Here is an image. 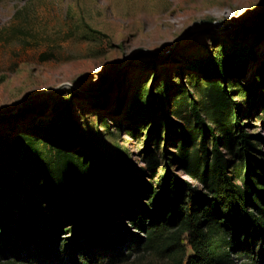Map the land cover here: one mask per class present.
Returning a JSON list of instances; mask_svg holds the SVG:
<instances>
[{"label": "rangeland", "instance_id": "rangeland-1", "mask_svg": "<svg viewBox=\"0 0 264 264\" xmlns=\"http://www.w3.org/2000/svg\"><path fill=\"white\" fill-rule=\"evenodd\" d=\"M210 54L246 61L242 74L219 79L230 105L224 110L211 101L203 75ZM51 96L70 98L72 115L93 146L132 167L135 180L154 187L170 170L206 191L194 105L213 129L206 135L209 157L216 135L229 170L241 165L244 174L236 108L238 121L261 151L252 154L264 158V0H0V144L28 135L44 164L55 163L57 148L44 132L54 121L52 113L24 109ZM148 141L158 162L153 168L144 153ZM65 195L76 196L71 185ZM11 200L0 203L10 209ZM40 201L50 218L43 229L50 233L51 220L59 217L42 195ZM18 206L12 215L16 223L0 221V231L12 240L16 237L4 227L23 225L22 218L32 225L31 209H38L26 194ZM68 221L56 236L50 234L59 242L54 251L43 243L23 246L16 240L18 257L4 256L0 264H75L65 251L71 244L62 242L70 237L77 243L69 248L74 257L98 254L102 264H162L148 256L136 262L141 254L136 250L128 262L111 259L139 249L140 232L129 221L122 238L113 232L122 239L118 253L89 243L83 234H69L65 229L77 224Z\"/></svg>", "mask_w": 264, "mask_h": 264}, {"label": "trees", "instance_id": "trees-1", "mask_svg": "<svg viewBox=\"0 0 264 264\" xmlns=\"http://www.w3.org/2000/svg\"><path fill=\"white\" fill-rule=\"evenodd\" d=\"M209 57L211 63H205L203 75L210 99L221 110L230 108L226 89L222 88L219 79L242 74L246 61H225L212 54ZM214 76L216 78L212 79ZM46 108L54 118L44 132L57 148L55 163L44 164L28 135L8 145L0 144V199L12 198L10 209L0 203V221L16 223L12 215L23 194L27 195L31 206H38L37 212L31 209L32 225L28 218H22L23 225L4 227L14 234L15 240L7 237V231H0V260L9 255L18 257L16 240L23 246L34 241L36 245L43 243L44 247L50 246L49 253L54 251V245L58 246L59 242L53 236L68 219L77 224L75 228L65 229L69 234L75 237L83 234L89 243L114 248L111 253L120 252L116 248L122 240L116 239L113 232L120 235L126 226L124 222L129 221L140 232L136 234L139 249H130L118 258L116 254L110 255L112 260L119 259L123 263L132 260V252L136 250L141 252L139 256L135 255L136 262L148 256L162 264H264V158L252 154L261 151L238 121L237 108L235 128L240 141V162H245L246 167L244 174L241 165L229 170V162L219 149L216 135L212 159L209 157L206 135L213 129L198 108L193 107L201 133L202 182L206 191L183 182L170 170L154 187L152 183L135 180L132 167L114 161L93 146L72 115L70 98L51 96L24 109L40 114ZM150 148L151 141H148L144 153L153 168L158 162ZM29 151L33 154L31 159L17 155V152H23L27 156ZM190 172L196 174L194 170L190 169ZM70 185L76 192L73 199L65 195ZM37 193L39 200L36 201ZM40 195L45 202L51 203L55 217H59L51 220L50 233L43 229L47 228L50 218ZM25 211L21 208V212ZM40 224L42 228H38ZM62 242L77 246L71 237ZM71 246L65 251L75 264L104 262L98 254H92V259L74 257L69 249Z\"/></svg>", "mask_w": 264, "mask_h": 264}]
</instances>
